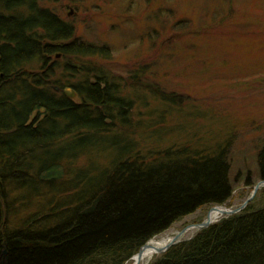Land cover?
<instances>
[{
    "label": "trees",
    "instance_id": "1",
    "mask_svg": "<svg viewBox=\"0 0 264 264\" xmlns=\"http://www.w3.org/2000/svg\"><path fill=\"white\" fill-rule=\"evenodd\" d=\"M43 1L0 0V264H127L183 218L230 207V144L141 149L130 132L152 140L161 125L134 121L153 73L95 64L109 48L77 39ZM258 168L264 180V147ZM151 264H264V204Z\"/></svg>",
    "mask_w": 264,
    "mask_h": 264
},
{
    "label": "rangeland",
    "instance_id": "2",
    "mask_svg": "<svg viewBox=\"0 0 264 264\" xmlns=\"http://www.w3.org/2000/svg\"><path fill=\"white\" fill-rule=\"evenodd\" d=\"M41 7L73 24L77 39L109 48V58H91L95 64L116 76L128 77L143 65L153 73L148 79L156 93L142 89L145 100L137 103L134 121L161 125L152 140L140 138L141 130L130 132L141 149L216 151L214 143L230 144V207L244 205L264 181L258 168L264 147V0H45ZM169 96L174 102L164 101ZM94 163L102 166L96 155ZM259 192L249 203L257 208L264 204ZM213 207L158 237L205 222Z\"/></svg>",
    "mask_w": 264,
    "mask_h": 264
},
{
    "label": "bare ground",
    "instance_id": "3",
    "mask_svg": "<svg viewBox=\"0 0 264 264\" xmlns=\"http://www.w3.org/2000/svg\"><path fill=\"white\" fill-rule=\"evenodd\" d=\"M59 57H61V55H57V58ZM230 208L227 206H220V207L215 208L212 212H210V215H209L211 221L216 222V221H220L221 219H223L225 214L229 211ZM234 208L236 207H233V209ZM194 230L195 229H189L184 234V236L187 234H192V233L195 234L196 231ZM178 234L177 233L174 234L171 232L170 234H166L165 236L161 238L156 236L153 239V241L151 240L149 242L147 248L143 250V252L141 253L139 257H138V254L134 255L127 264H151V262H153L158 256L160 257L161 255H163V253L159 252L160 250L164 251L165 249H167V247H169L172 243H174V239L176 238V236H178ZM183 242L184 240H182V242L180 243H183Z\"/></svg>",
    "mask_w": 264,
    "mask_h": 264
},
{
    "label": "water",
    "instance_id": "4",
    "mask_svg": "<svg viewBox=\"0 0 264 264\" xmlns=\"http://www.w3.org/2000/svg\"><path fill=\"white\" fill-rule=\"evenodd\" d=\"M67 91H68V92H71V89H67ZM261 188H264V181H262L261 183H259V184L254 188V191H253V193L251 194L250 198L247 199V201L244 203V205H243L242 207H240V208H234V209H233V208H230L229 211L225 214V217H224V218H228V217H230V216L238 215V214L242 213V212L247 208V206L249 205V203L255 198V196L257 195V193L259 192V190H260ZM217 207H220V206H217ZM217 207L212 208V210H211L210 212H212V211H213L215 208H217ZM209 215H210V213H209ZM217 222H218V221H216V222L211 221L210 216H208V219H207L205 222H203V223H201V224H197V225H191V226L187 227L185 230H183L182 232H180V233L178 234V236H176V238L174 239V243H172V244H171L169 247H167V249H165L164 251H161V250H160L159 252L165 254V253L168 252L173 246L178 245L180 242H182V240H181L182 237L184 236V234H185L189 229H196L197 232H200V231H202V230H204V229L209 228L210 226L214 225V224L217 223ZM189 240H190V239H189ZM152 241H153V239H152ZM149 242H150V241H149ZM149 242H148L146 245H144V246L140 249V251H139V253H138V257L141 255V253L143 252V250L147 248ZM7 256H8V253H7L6 250H4V252H3V257H4V258L6 257L5 260H6V262L8 263V258H7Z\"/></svg>",
    "mask_w": 264,
    "mask_h": 264
}]
</instances>
